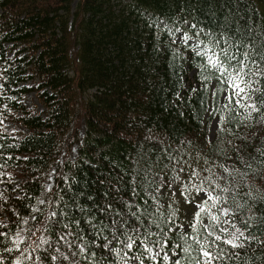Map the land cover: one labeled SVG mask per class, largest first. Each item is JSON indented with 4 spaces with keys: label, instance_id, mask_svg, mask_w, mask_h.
Here are the masks:
<instances>
[{
    "label": "trees",
    "instance_id": "obj_1",
    "mask_svg": "<svg viewBox=\"0 0 264 264\" xmlns=\"http://www.w3.org/2000/svg\"><path fill=\"white\" fill-rule=\"evenodd\" d=\"M210 40L246 64L240 104L199 67ZM262 98L264 0H0V264L153 262L157 240L176 256L156 264H203L197 240L213 264H264ZM192 172L220 197L212 236L178 228L156 196ZM235 232L238 247L223 243Z\"/></svg>",
    "mask_w": 264,
    "mask_h": 264
},
{
    "label": "snow or ice",
    "instance_id": "obj_2",
    "mask_svg": "<svg viewBox=\"0 0 264 264\" xmlns=\"http://www.w3.org/2000/svg\"><path fill=\"white\" fill-rule=\"evenodd\" d=\"M191 27H195V25H192ZM206 35L210 37L211 34L208 33ZM198 36H199V33H197L196 41L197 43H200ZM190 39H193V38L189 37L187 33H183L182 43L188 46V41ZM213 47L220 48L219 42L216 40H210L209 45L202 47L199 51L196 52V55L201 56L202 59H205L207 61V65H199V67H201L202 69L211 68L214 72H218L220 75L216 78L217 82L220 83L222 80V83L224 85H227L228 87L231 88L232 96L237 97V98L241 97L242 94L246 93V88L249 85V81L245 79V76L247 75V73L244 72V68L246 67L245 62L241 60H237L236 66L233 67V65L231 64V60H236V57L230 55V53L227 51L226 48H220L219 53H217L212 50ZM202 79H207V78L202 77ZM229 101L230 103L233 102L231 96L229 97ZM234 102L236 104H240L241 101L240 99H236ZM261 103H264V98L261 99ZM225 171H227V169H225ZM172 179L179 180V176H174ZM165 184H167L168 187H171V184L168 183L167 181H165ZM181 188H182L181 195L185 197V200H187L186 193L188 192V188L185 186H181ZM200 191L203 192V189H200ZM200 199L203 200L204 196L202 195ZM207 199L211 200L213 204H215L216 201L220 199V197L214 196L211 191H208ZM227 211H228L227 209H224L225 213H227ZM202 213H207L210 216L212 221L218 220V216H216L215 214H212L209 208L205 204L202 203V204L195 206L194 218L197 223L201 222ZM190 227L193 229L194 233L197 231L196 224L190 223ZM204 230L208 232L209 236L214 235V232L209 231L207 227ZM221 231L222 232L226 231V229H221ZM241 236H243L242 232L239 233V235H234L232 239L224 240L223 243L231 245L233 248L238 247L239 245L237 244V240H239ZM19 239L21 238L18 237L17 241L14 242V245L18 244ZM215 239L217 241H220L221 237L219 235H216ZM127 240L128 242L125 246L128 249H132L135 243V240L131 236H128ZM196 242L197 244L200 245L199 252L202 253L204 258H206L203 260V264H213V260H217L220 258L218 254L214 255L212 251L207 250L213 247V244L211 241L205 240L202 242L200 240H197ZM165 243H167V241L157 240L156 246L160 247L161 250H163V245ZM106 246L107 245H105V247ZM144 247H145V251L148 254V259H150L151 261H156L159 256V253H154L153 249L151 247H148L147 245H145ZM188 250H189L188 247L185 246L184 251L187 252ZM8 251H11V249H8ZM141 255H143V253ZM136 259L140 261V264H144L143 259H141L140 257H136ZM163 260L165 262L170 260V257L166 252L163 254ZM16 264H19V260L16 261ZM174 264H180V261L176 260ZM196 264H201V261L199 259L196 260Z\"/></svg>",
    "mask_w": 264,
    "mask_h": 264
},
{
    "label": "rangeland",
    "instance_id": "obj_3",
    "mask_svg": "<svg viewBox=\"0 0 264 264\" xmlns=\"http://www.w3.org/2000/svg\"><path fill=\"white\" fill-rule=\"evenodd\" d=\"M175 41L182 42V37L181 36L177 37ZM190 42L193 44L192 40L188 41V44ZM183 46L185 47L186 45L184 44ZM192 47L193 46L190 47L192 52L197 50L194 47H193L194 49H192ZM227 97H228V92L227 91L222 92L221 99L223 100L224 98H227ZM239 98L240 100L245 99V94H242V96ZM25 104L29 108H31L33 104H36L37 105L36 107H38L39 111H44L43 107L38 104L37 100H35L34 94H30L26 97ZM249 104L251 105V103ZM5 125H6V130L8 132L15 131V127L12 124L7 123ZM217 125H218L217 120L216 119L212 120L210 127L208 129V138L210 140H213L216 135ZM81 138H84V131L81 132ZM77 156H78V152H77V147L75 146L73 149V153H72V159L75 161ZM197 180H198V176L196 175V172L183 174L180 176V179L175 184H173L171 187L163 188L156 194V196L159 197L160 199V202H161L160 204L162 206L168 207L170 213L177 221V227L183 231L187 229L189 223L196 221L194 218L195 206L203 203L208 207V204L210 203V200L207 199V191L206 190H203V192L200 191ZM52 185L53 183L52 181H50L47 184V188L50 189ZM181 186H185L188 188V192L186 193L187 200H185V197L181 195V191H182ZM1 190L3 193H5V191H7L8 188L2 185ZM202 195L204 196L203 200L200 199ZM209 210L211 211L212 214H215L213 210L211 209ZM200 224L203 225L205 228L207 227L209 231H212L214 233L216 232V230L213 228L212 220L207 213L201 214ZM0 225H2L1 221H0ZM26 229H27V222L24 225V227L18 230V232L16 233V237H15L16 241L18 237L21 238L19 239V242L24 238ZM234 235H238V233L235 232L233 236ZM153 252L159 253L157 260L153 262H149L147 260L146 262H144V264H156L159 257L165 253L164 249L163 250L153 249ZM168 255L170 257L169 261H172L173 258L176 256V253L174 254L168 253ZM146 259H148V256ZM203 260L204 259H202V261ZM64 261H65L64 255L61 252H58L56 254V264H64ZM122 264H140V261L136 259V257H134V258H129L126 262Z\"/></svg>",
    "mask_w": 264,
    "mask_h": 264
}]
</instances>
